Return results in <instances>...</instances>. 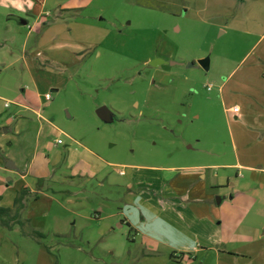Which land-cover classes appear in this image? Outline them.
Returning <instances> with one entry per match:
<instances>
[{"label": "rangeland", "instance_id": "obj_1", "mask_svg": "<svg viewBox=\"0 0 264 264\" xmlns=\"http://www.w3.org/2000/svg\"><path fill=\"white\" fill-rule=\"evenodd\" d=\"M44 11L7 28L3 13L16 12L0 4V206L33 190L24 226L0 227V264H161L123 221L162 217L170 185L209 194L213 222L263 234V176L233 166L264 168V149L242 130L248 113L236 123L226 109L263 120L264 0H48ZM84 161L93 175L73 168Z\"/></svg>", "mask_w": 264, "mask_h": 264}, {"label": "crops", "instance_id": "obj_2", "mask_svg": "<svg viewBox=\"0 0 264 264\" xmlns=\"http://www.w3.org/2000/svg\"><path fill=\"white\" fill-rule=\"evenodd\" d=\"M0 1L2 9L16 12V14L8 12L3 13L6 22L5 27L7 28H9L12 23L20 25L21 19L26 21L27 25L29 23L27 20L28 17H35L34 21L36 22L37 18L48 17L50 14L44 11V7L48 3V0ZM82 5V2L77 4L73 2L61 6L56 3L55 15L61 17V15L69 13V9H79ZM37 8L38 11L36 12ZM262 25V23H257L254 29L256 30L261 27V30L258 29L257 33L259 40L264 39V29H262ZM251 31L253 30H250L249 33H255ZM262 52L264 54V48ZM259 64H263L262 66L264 67V57L263 59L257 57V67ZM252 67L249 69L250 72L251 69H255ZM260 73L262 75L264 74L262 71ZM258 76H260V74ZM223 86H225V83ZM228 92L231 93L230 91ZM231 94L236 95L235 93ZM226 110L230 112H239L240 110L241 113L243 111L248 113L247 121L245 120L247 126L245 127L242 125V130L246 131L247 128L253 130L256 134L254 135L253 142L256 143V146L261 145L264 149V109H261L263 114L262 122H256L255 124H250L253 113L251 109L236 108V104H232ZM240 112L238 114L234 113L236 123L239 119H244V116H241ZM244 154L249 157V153ZM44 161L43 164L47 166V169L41 167L45 170L44 173L38 176L47 178L50 174V158L45 156ZM83 164L84 165L77 162L76 167L73 168L76 170L77 168H82L81 170L84 171V174L90 172L87 169L89 167L87 163L84 161ZM32 168L33 167L30 169ZM233 168H242L251 173V177H254L255 172H257L260 174L259 176H263L264 179V168L262 167L254 168L253 166L237 162ZM88 174L93 175L92 172ZM258 186L260 191L263 192L264 181L259 182ZM137 190L139 189L137 188L136 191ZM28 191L32 194L33 190L29 188ZM161 193L165 194L166 197L160 199L155 198L157 204L160 205L158 210L162 217H153V219H149L145 222H138L136 219L133 220L128 218V216L127 218L125 217L123 221L124 224L128 225L129 228L137 233L136 235L139 234L142 236V250L145 251L146 255L155 259V262H160L161 264H264V239L262 237L264 233L237 234L236 230L238 227H236L234 223L220 222L217 224L213 222L206 212V206L201 204V201H211L209 194H201L200 191H193L188 187L176 185L167 186ZM142 195L143 193H141V196ZM230 199H232V197ZM221 201H223V198ZM24 235L26 234L24 233ZM147 264H153L152 260Z\"/></svg>", "mask_w": 264, "mask_h": 264}, {"label": "trees", "instance_id": "obj_3", "mask_svg": "<svg viewBox=\"0 0 264 264\" xmlns=\"http://www.w3.org/2000/svg\"><path fill=\"white\" fill-rule=\"evenodd\" d=\"M29 195L30 192L25 187L22 192L13 199L11 208L0 206V227L11 230L15 224H19L21 228L24 226V224L18 220V213L23 208L24 201L28 198ZM35 235H37L39 238H44V235L42 233H37V231L35 230L30 232L29 234H26V236H30L33 238Z\"/></svg>", "mask_w": 264, "mask_h": 264}, {"label": "water", "instance_id": "obj_4", "mask_svg": "<svg viewBox=\"0 0 264 264\" xmlns=\"http://www.w3.org/2000/svg\"><path fill=\"white\" fill-rule=\"evenodd\" d=\"M20 25H26V21H24L23 19L20 20ZM162 62L159 59H154L153 61H151V65L155 66L158 63ZM198 64L205 70H208V59L204 58L198 61ZM189 66H192V64H190ZM96 115L98 116V118H100L102 121L104 122H111L112 121V113L104 106H101L99 108L96 109ZM8 167L11 169H15V167L13 166L12 163L9 162ZM220 202V198L218 197L216 199V203L219 204Z\"/></svg>", "mask_w": 264, "mask_h": 264}, {"label": "built area", "instance_id": "obj_5", "mask_svg": "<svg viewBox=\"0 0 264 264\" xmlns=\"http://www.w3.org/2000/svg\"><path fill=\"white\" fill-rule=\"evenodd\" d=\"M45 98H46L47 100H49V95L46 94V95H45ZM8 106H9V104L6 102V103H5V108H7ZM120 174H122V173H120Z\"/></svg>", "mask_w": 264, "mask_h": 264}]
</instances>
